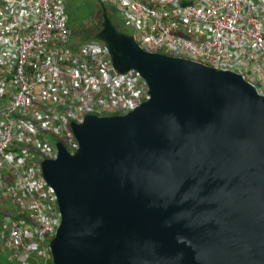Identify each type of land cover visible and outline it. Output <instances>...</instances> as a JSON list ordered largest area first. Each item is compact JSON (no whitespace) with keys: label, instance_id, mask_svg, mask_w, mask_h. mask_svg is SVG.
<instances>
[{"label":"water","instance_id":"1","mask_svg":"<svg viewBox=\"0 0 264 264\" xmlns=\"http://www.w3.org/2000/svg\"><path fill=\"white\" fill-rule=\"evenodd\" d=\"M97 38L151 99L87 116L41 163L61 222L53 264H264V96L243 76L147 53L103 3Z\"/></svg>","mask_w":264,"mask_h":264},{"label":"built area","instance_id":"2","mask_svg":"<svg viewBox=\"0 0 264 264\" xmlns=\"http://www.w3.org/2000/svg\"><path fill=\"white\" fill-rule=\"evenodd\" d=\"M72 1L0 0V251L16 264H53L61 215L41 163L57 144L74 155L72 125L151 99L104 42L72 46ZM93 1L114 7L143 51L237 73L264 96V0Z\"/></svg>","mask_w":264,"mask_h":264},{"label":"rangeland","instance_id":"3","mask_svg":"<svg viewBox=\"0 0 264 264\" xmlns=\"http://www.w3.org/2000/svg\"><path fill=\"white\" fill-rule=\"evenodd\" d=\"M106 7H108L109 11L111 12V16L115 24L114 26H116L119 31L131 35L130 29H128L120 15L118 13L116 14L111 9L110 5H107ZM101 9V4L93 0H77L68 4L66 13L70 20V24L73 25L72 29L75 30L72 31V46L86 42L83 41V34L89 38L102 29V18L100 16Z\"/></svg>","mask_w":264,"mask_h":264},{"label":"trees","instance_id":"4","mask_svg":"<svg viewBox=\"0 0 264 264\" xmlns=\"http://www.w3.org/2000/svg\"><path fill=\"white\" fill-rule=\"evenodd\" d=\"M107 8H108V7H107ZM111 9L117 14V10H116L114 7H111ZM100 16H101V18H102V9L100 10ZM108 16H109V18L111 19L112 23L114 24L113 19H112V16H111V12L109 11V8H108ZM114 25H115V24H114ZM69 27H70L71 31L74 30V29H72L73 25L70 24V20H69ZM115 27H116V26H115ZM74 31H75V30H74ZM72 33H73V32H72ZM123 33H124V32H123ZM97 34H98V33H95V34H93L92 36H90L89 38H88L87 36H85V34H83V35H82V37H83V41H87V40H96V41H100V42H101V40L97 38ZM125 34H126V33H125ZM78 35H80V34H78ZM126 35H128V34H126ZM128 36H129V35H128ZM51 263H52V262H51ZM0 264H16V263L8 261V260L6 259V257H5L2 253H0Z\"/></svg>","mask_w":264,"mask_h":264},{"label":"clouds","instance_id":"5","mask_svg":"<svg viewBox=\"0 0 264 264\" xmlns=\"http://www.w3.org/2000/svg\"><path fill=\"white\" fill-rule=\"evenodd\" d=\"M99 3V2H98ZM105 5V4H104ZM128 36V35H127ZM129 36H131V35H129ZM132 37V36H131ZM102 42V41H101ZM163 55H165V54H163ZM167 56V55H166ZM168 57H170V56H168ZM172 58H175V57H172ZM205 66V65H204ZM208 67V66H207ZM211 68V67H210ZM216 70V69H215ZM218 71H220V70H218ZM224 72H228V71H224ZM232 73H234V72H232ZM237 74V73H236Z\"/></svg>","mask_w":264,"mask_h":264},{"label":"flooded vegetation","instance_id":"6","mask_svg":"<svg viewBox=\"0 0 264 264\" xmlns=\"http://www.w3.org/2000/svg\"><path fill=\"white\" fill-rule=\"evenodd\" d=\"M102 22H103V19H102ZM102 25V24H101ZM100 31V30H99Z\"/></svg>","mask_w":264,"mask_h":264},{"label":"crops","instance_id":"7","mask_svg":"<svg viewBox=\"0 0 264 264\" xmlns=\"http://www.w3.org/2000/svg\"><path fill=\"white\" fill-rule=\"evenodd\" d=\"M0 253H1V251H0Z\"/></svg>","mask_w":264,"mask_h":264}]
</instances>
